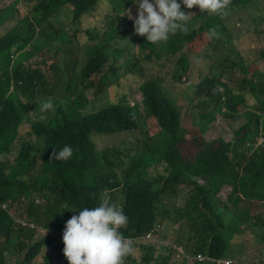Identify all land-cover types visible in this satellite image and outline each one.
Masks as SVG:
<instances>
[{
    "label": "trees",
    "instance_id": "trees-1",
    "mask_svg": "<svg viewBox=\"0 0 264 264\" xmlns=\"http://www.w3.org/2000/svg\"><path fill=\"white\" fill-rule=\"evenodd\" d=\"M129 9L132 0H0V264H68L65 223L102 193L127 217L124 264H264V0H229L224 15L182 6L188 31L158 44L134 34ZM84 22L96 42L82 52L71 38ZM210 28L218 38L197 50ZM169 69L178 87L167 94L158 80ZM138 70L156 136L130 105L126 76ZM110 85L114 104L101 97ZM47 98L53 109L41 113ZM219 123L231 138L205 141ZM65 145L72 157L52 160ZM224 186L235 190L226 201Z\"/></svg>",
    "mask_w": 264,
    "mask_h": 264
},
{
    "label": "clouds",
    "instance_id": "clouds-1",
    "mask_svg": "<svg viewBox=\"0 0 264 264\" xmlns=\"http://www.w3.org/2000/svg\"><path fill=\"white\" fill-rule=\"evenodd\" d=\"M132 3L136 7L135 16L131 9L126 14L128 19L133 22L134 34L144 37L150 44H158L166 42L178 31L185 33L188 31L187 24L193 16L182 11V6L186 9H192L195 6L202 13L209 15H224L229 0H179V2L178 0H132ZM255 14L257 17L261 16L259 12ZM123 15H125L124 12ZM260 27L264 29L263 17L260 20ZM79 28L82 32L74 34L71 38L74 45H77L80 35H88L85 31L94 34L85 22L80 24ZM218 35L215 28L208 30L209 40L218 38ZM131 49L128 52L134 51ZM69 52L72 64L79 57L75 52ZM112 52L115 53V50ZM111 57L115 58V54H112ZM52 109L51 98L41 101L39 105L41 113ZM72 155V147L65 145L58 151L53 149L51 159L67 161ZM230 194L223 189L220 197L226 201ZM72 212H78V215H73L65 223L62 234L63 255L68 264H124V258L133 251L132 241L125 238L119 231L127 224V217L110 202V196L107 193H102L98 206L81 207Z\"/></svg>",
    "mask_w": 264,
    "mask_h": 264
},
{
    "label": "rangeland",
    "instance_id": "rangeland-1",
    "mask_svg": "<svg viewBox=\"0 0 264 264\" xmlns=\"http://www.w3.org/2000/svg\"><path fill=\"white\" fill-rule=\"evenodd\" d=\"M87 26L88 27H94L95 26V23L93 22H88L87 23ZM93 35V34H92ZM101 36H103L101 33H100ZM208 41V38L204 35L202 38L198 39V41L196 42V49L197 50H201L207 43ZM96 42V40H91L90 38V35H80L79 36V39H78V42H77V47L78 48H81L82 52L85 51V49L87 47H90L91 45H93V43ZM245 45H246V38H245ZM241 46L243 48H246V46ZM257 45H253L252 49L251 50H255ZM248 54H251V51H247ZM76 56L79 57V54L77 52H75ZM83 63V62H82ZM146 69V68H145ZM143 69V70H145ZM143 70H138L135 75H131L130 73H127V79H126V85L127 87L129 88V93L132 95V99H131V107H135L136 109H138V113L141 114L143 116V120L146 122L145 124V129L143 131L147 132L149 136H156V133L158 131V127L155 125L156 124V121L155 119L150 116L149 114V110H148V107L146 105V99L143 95V93L141 92L140 90V84L142 83L144 77L140 78V75L142 73ZM168 73H170L165 80L161 81L158 80V77L156 78L158 80L159 83H161V86L163 87V89L166 91L167 94L171 93L170 91H173L175 90L177 87H178V83L175 82L173 79H172V73H173V70L172 69H169L167 71ZM261 72H263V69L261 70ZM152 73H158V70H155V71H152ZM105 75L104 72L98 74V76H94V79L95 81L97 82V84L99 83V81L101 80V78ZM114 85V84H113ZM113 85H110V87L106 90V88L103 90L105 92L102 93V96L101 97H105L107 95L110 96V99L109 100L110 102H112L113 104L114 103H117L119 102L120 100V97L119 96H116L114 91L115 89L113 88ZM115 86V85H114ZM117 87V86H116ZM96 89H99L102 91V87H98ZM88 98L90 99H93L94 98V94H88ZM38 112L36 113H33V121H35L38 117ZM158 123V122H157ZM159 125V124H157ZM227 126L226 124L223 125V123H219V125H217V129L215 131H213L212 133H207V135L205 136L204 140L205 141H209V139H222L224 138V140H229L231 137L228 135L227 133ZM152 130V132H151ZM193 131L192 129H190V135H189V139L186 138L187 140H191L192 136L193 135ZM137 133V136H140V132H136ZM140 137H138V140H139ZM128 142V141H126ZM126 142L124 145L121 146V148L124 149V147H126ZM106 143L104 142V140L102 139H98V140H95V145L97 146V148L99 150H103L105 149ZM128 148L130 149L134 144L133 143H130L128 142ZM132 153V151H131ZM17 155V153H16ZM161 164L158 165V168H157V172L158 173H162L163 172V166H160ZM11 174H12V177L15 178V174H18L20 173L19 170H18V167L17 165H12L11 166ZM22 178V177H21ZM28 181V180H27ZM197 182H199L200 184L204 185L205 182H207V180H202L200 177L197 178L196 180ZM224 191L226 193H232L233 191V186H224ZM119 193H121V190L117 191ZM235 192V190L233 191ZM110 195V194H109ZM115 199L119 200L117 197H114ZM33 199H34V202H33V205L34 206H37L38 204H43V200L37 196H34L33 195ZM112 199V197L110 196V200ZM20 208L23 210V211H26L28 210L29 208V205L28 204H25V203H21L20 204ZM178 230H176L174 232V235H181V236H187L185 233H184V229L185 227H178L177 228ZM41 233L43 234L44 231L41 230ZM170 244H173L174 246L176 245V243H170ZM182 254H184V252H182ZM43 262V258L40 256L37 260H36V264H39Z\"/></svg>",
    "mask_w": 264,
    "mask_h": 264
},
{
    "label": "bare ground",
    "instance_id": "bare-ground-1",
    "mask_svg": "<svg viewBox=\"0 0 264 264\" xmlns=\"http://www.w3.org/2000/svg\"><path fill=\"white\" fill-rule=\"evenodd\" d=\"M198 258H199V257H198ZM199 260H200V259H199ZM205 263H206V262H205ZM207 263H208V262H207ZM207 263H206V264H207Z\"/></svg>",
    "mask_w": 264,
    "mask_h": 264
},
{
    "label": "crops",
    "instance_id": "crops-1",
    "mask_svg": "<svg viewBox=\"0 0 264 264\" xmlns=\"http://www.w3.org/2000/svg\"><path fill=\"white\" fill-rule=\"evenodd\" d=\"M23 223H25V221H23Z\"/></svg>",
    "mask_w": 264,
    "mask_h": 264
}]
</instances>
